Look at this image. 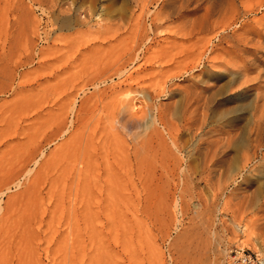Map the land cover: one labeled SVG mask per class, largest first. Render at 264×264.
<instances>
[{"label":"rangeland","instance_id":"1","mask_svg":"<svg viewBox=\"0 0 264 264\" xmlns=\"http://www.w3.org/2000/svg\"><path fill=\"white\" fill-rule=\"evenodd\" d=\"M259 87L264 0H0V185L43 152L0 196V264H227L198 257L217 204L226 250L264 252L229 224L264 225ZM219 131L220 181L198 147Z\"/></svg>","mask_w":264,"mask_h":264},{"label":"bare ground","instance_id":"2","mask_svg":"<svg viewBox=\"0 0 264 264\" xmlns=\"http://www.w3.org/2000/svg\"><path fill=\"white\" fill-rule=\"evenodd\" d=\"M42 10V9H41ZM89 13V12H88ZM202 23H203V21H201ZM197 26L198 27H202V24L200 23V22H198L197 23ZM197 27V28H198ZM203 28V27H202ZM195 30V29H194ZM199 31H201V29L199 30ZM137 59V58H136ZM134 61V60H133ZM192 69V68H191ZM190 70V69H189ZM124 71V70H123ZM123 73H125V72H123ZM120 74H122L121 72H120ZM119 75V74H118ZM120 76H122V75H120ZM99 77V76H98ZM102 82V81H101ZM104 82V81H103ZM100 83V82H99ZM98 84V83H97ZM98 86L96 85V86H94V90H96V88H97ZM261 88H262V86H261ZM260 87H259V89H257L256 90V104H255V107H254V110H253V126H254V128L252 129L254 132H256L258 135L260 134V132H261V130L263 129V128H261L262 127V122L264 121V90L262 89V90H260L261 89ZM97 89H99V88H97ZM84 93V91L82 90V92H81V94H83ZM85 94V93H84ZM158 94V93H157ZM156 94V95H157ZM160 94V93H159ZM158 94V95H159ZM161 95V94H160ZM197 100V99H196ZM197 103H200V102H196L195 104H197ZM261 103V104H260ZM194 104V110H193V112H191L190 114H188V109L186 110V113H185V117H184V120H185V122L187 123V124H189V121L191 120V118L193 117V116H191V115H193V114H196L197 115V117L199 116L198 115V110L199 109H201V108H199L198 109V107H196V105ZM191 105V104H190ZM193 106V105H192ZM189 107V106H188ZM199 107H200V104H199ZM202 107V106H201ZM70 114L72 115L73 114V112H74V109H75V101L71 104V106H70ZM191 109V108H190ZM204 108H202L201 110H203ZM196 117V118H197ZM200 117V120H199V122L202 124L203 123V117H204V115L202 116H199ZM156 118H157V116H156ZM156 118H154L152 121H153V124H159L160 122H159V120L158 119H156ZM159 122V123H158ZM193 122V121H192ZM193 124V123H192ZM199 125V124H198ZM186 126V125H185ZM252 126V125H251ZM163 127V126H162ZM202 127H203V125H202ZM169 128V127H168ZM171 131V130H170ZM169 131V132H170ZM198 132V131H197ZM213 132V131H212ZM168 133V132H167ZM171 133V132H170ZM205 134H206V132H205ZM211 133H209V135H210ZM212 134H214L213 136L211 135V136H208L209 138H207V139H205V141L204 142H199V143H201L200 144V146H198V147H202L203 146V148H204V146L206 147V149L208 150V152L209 153H211L210 155H211V157H210V161H209V165H208V167L206 168V172H207V174L206 175H208L207 177H209L210 176V178L212 179H214L215 178V180L217 179V180H219L220 179V175H222L221 177H223L224 176V174H221V167L219 168V166L217 165V164H221V163H223V165L226 163V157L227 156H225V155H227L225 152H226V150L229 148V146L231 145V143H232V141H233V139H234V136H235V133L234 132H232V131H225V132H222V131H219V132H217V133H212ZM171 135V134H170ZM208 135V134H207ZM176 136V135H175ZM176 139V138H175ZM175 139H174V141H175ZM256 139H257V137H256ZM151 140V139H150ZM253 140H254V138H253ZM260 140V139H259ZM171 142V146L173 147V150L175 149L176 150V152L177 153H179V151H178V149L179 148H177V145L175 146V142L173 143V140L172 141H170ZM198 143V144H199ZM259 143H260V141H259ZM250 145V144H249ZM249 145H247L248 147H249ZM179 146V145H178ZM262 146L263 145H261L260 147H256L255 146V148H258V149H262ZM180 147V146H179ZM197 147V146H196ZM195 147V148H196ZM197 147V148H198ZM202 148V149H203ZM244 148V147H243ZM251 148V147H250ZM255 148H254V146H253V148H252V151H253V149L255 150ZM206 149H204V150H206ZM138 150V149H137ZM198 150V149H197ZM201 150V149H200ZM199 150V151H200ZM203 150V151H204ZM247 150V149H246ZM251 150V149H250ZM202 151V150H201ZM228 151V150H227ZM251 151V152H252ZM175 152V151H174ZM247 152V151H246ZM244 153V155L246 154H248V152L247 153ZM253 152H255V151H253ZM250 153V152H249ZM206 154V153H205ZM208 154V153H207ZM255 153H253V155H254ZM34 155H37V156H34ZM42 155H43V152H39V155L38 154H31V155H29L28 157H27V163H25L24 165H22L20 168H17L16 170L14 169V170H12V172H9L8 174H7V176L5 177H1L2 178V180L3 179H5L4 181H2V184L0 185V196H3V194L5 193V191L6 192H9V190H10V188L8 187L9 185H13L15 188L16 187H18L19 186V184H20V181H21V178H27V177H29L30 176V174H31V172H32V170H31V168H30V166L29 165H37V162H36V159L38 158V157H42ZM144 155V154H143ZM209 155V156H210ZM146 156V155H145ZM179 156H181V155H179ZM255 156V155H254ZM253 156V157H254ZM135 157V156H134ZM247 157V156H246ZM252 157V158H253ZM264 157V156H263ZM244 158H245V156H244ZM247 158H249V157H247ZM250 158H251V156H250ZM254 159V158H253ZM208 160H209V158H208ZM244 160V159H243ZM137 161V160H136ZM248 161V160H247ZM252 161V160H251ZM138 163V162H137ZM228 163V162H227ZM18 164H20V162L18 163ZM140 164V163H139ZM31 165V166H32ZM149 165V164H148ZM181 165V164H180ZM77 166H81V163L79 162L78 163V165ZM218 166V167H217ZM140 167V166H139ZM148 167H150V166H148ZM179 167V166H178ZM181 167L182 166H180L179 168H177V169H180L179 171L182 173H184V172H187V171H184L183 169H181ZM245 168V167H244ZM13 169V168H12ZM149 169V168H148ZM153 170V169H152ZM186 170V169H185ZM226 170V169H225ZM148 171V170H147ZM154 171V170H153ZM150 172V171H149ZM6 173V172H5ZM140 173H141V171H140ZM142 174V173H141ZM242 174V172H240V175ZM205 175V176H206ZM153 176V175H152ZM148 178V177H147ZM201 178V177H200ZM209 178V179H210ZM160 179V178H159ZM146 180V179H145ZM148 180H149V178H148ZM221 180V179H220ZM219 180V181H220ZM229 180V179H228ZM24 181V180H23ZM151 181V180H150ZM217 182L218 181H216V184L215 185H217ZM222 182L223 181H221V183L220 184H222ZM150 184H151V187H149L148 189H149V191H150V189H151V191L149 192V194H153L152 193V187H153V184H152V182H149ZM236 182L233 180L232 182H231V184L232 185H229L228 187H226V188H224L223 187V189L222 188H219L215 193H217L216 194V196L219 198V200L221 201L222 200V205L224 206V207H227L228 206V204L230 203V200L232 201V199H234V198H236V197H238V196H236V194H237V192H238V189H237V187H236V184H235ZM149 186V185H148ZM232 186V188L231 189H229L230 187ZM157 188V186H154V188ZM219 187V183H218V186H217V188ZM221 187V186H220ZM101 188V187H100ZM153 188V189H154ZM155 188V189H156ZM216 188V187H215ZM216 188V189H217ZM214 189V188H213ZM158 190V189H157ZM213 192V191H212ZM213 196H214V194H212ZM215 196V197H216ZM150 196L148 195L147 196V198H148V203L147 204H151L150 202V200L152 199H150L149 198ZM214 197V199H216ZM1 198V197H0ZM159 198V197H158ZM213 199V198H212ZM237 200V199H236ZM11 204V203H10ZM216 205V204H215ZM7 208H8V206H6ZM6 208V209H7ZM173 208L176 210V211H178V208H179V206H178V204H177V202H174L173 203ZM215 208H216V216L214 217L215 218V221L213 222V225H211L210 226V224H208V223H206V227H205V229H204V233L206 234V236L208 237L209 236V238H204L205 240H202V242H203V248H200V250H199V255H198V257L199 258H202L204 255H206L207 253L210 255V256H213L215 259L216 258H218V256H223V257H225V259L224 260H226L227 261V264H228V260H229V250L230 249H227L226 250V245H227V243H228V238H227V235L225 234V230L222 228L223 226H222V223H221V220L219 219V216L221 215V211H220V207H219V205L217 204V206H215ZM229 208V207H228ZM12 209V208H11ZM8 210H10V209H8ZM5 211V210H4ZM222 211H223V209H222ZM224 211H225V208H224ZM3 212V209L0 207V216H1V213ZM4 213V212H3ZM6 214V213H5ZM4 214V215H5ZM152 214V213H151ZM157 214V213H156ZM155 214V215H156ZM241 214V213H240ZM13 217V216H12ZM3 221V216L0 218V225L2 226V224H1V222ZM4 224V223H3ZM229 224H230V226L232 227L231 229H233V233H234V235H236L237 237H239V239L237 240V243H238V245H244V244H246V243H252V245L253 244H256V245H258L260 242H264V225H263V223H260V222H258V221H252V222H245V221H237V220H229ZM221 228V230H222V233L223 234H221V235H219V234H217V232H216V228ZM1 228V227H0ZM225 234V235H224ZM20 236V235H19ZM205 236V237H206ZM255 245V246H256ZM202 246V245H201ZM237 248V247H236ZM238 250H243V249H241V248H237ZM258 254H263L264 252H257ZM223 262H221V263H217V264H222ZM199 264H202L201 262H199ZM225 264V263H224Z\"/></svg>","mask_w":264,"mask_h":264},{"label":"built area","instance_id":"3","mask_svg":"<svg viewBox=\"0 0 264 264\" xmlns=\"http://www.w3.org/2000/svg\"><path fill=\"white\" fill-rule=\"evenodd\" d=\"M228 264H264V253L258 254L251 250L231 248Z\"/></svg>","mask_w":264,"mask_h":264}]
</instances>
